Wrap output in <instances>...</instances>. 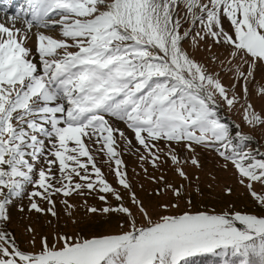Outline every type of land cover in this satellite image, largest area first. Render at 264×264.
<instances>
[{"label":"snow or ice","instance_id":"1","mask_svg":"<svg viewBox=\"0 0 264 264\" xmlns=\"http://www.w3.org/2000/svg\"><path fill=\"white\" fill-rule=\"evenodd\" d=\"M184 3L192 23L203 26L204 34L196 33L201 40L210 36L215 43L229 46L231 55L250 62V67L257 61L264 63V0ZM178 4L179 0H30L31 18L24 29L0 23V196L4 197L0 222L9 219L6 205L11 196L23 193L25 184L36 186L30 193L31 209L52 216L57 215L55 194L102 192L123 200L85 143L87 139L102 145L99 151L106 150L114 160L119 183L130 189L114 147V131L124 134L112 128L106 115L128 122L154 166L161 161L158 141L183 144L193 152L194 145H203L230 160L242 177L240 182L249 181L250 190L252 182L264 185V160L238 151L229 125L217 116V93L229 106L237 97H229L221 81L183 47L191 32L180 31ZM224 17L231 32L223 26ZM34 25L59 27L63 37L38 33L36 51L42 69L27 46ZM236 71L245 76L239 66ZM245 118L264 124L254 112ZM168 154L179 165L175 150L170 147ZM41 160L47 167H40L34 180L32 161ZM191 162L199 166L198 159ZM177 170L188 178L182 167ZM167 187L181 196L180 188ZM251 195L264 206V195L254 190ZM36 198L51 206L41 208ZM99 199L106 201L107 196ZM131 199L148 219L146 226L137 227L133 211L121 203L102 211L129 217V231L90 238L65 235L59 238L61 247L50 246L44 237L35 253L21 250L0 230V264H195L193 258L204 254L225 257L224 264H264V216L185 211L152 221L135 192ZM64 203L70 206L67 200Z\"/></svg>","mask_w":264,"mask_h":264},{"label":"rangeland","instance_id":"2","mask_svg":"<svg viewBox=\"0 0 264 264\" xmlns=\"http://www.w3.org/2000/svg\"><path fill=\"white\" fill-rule=\"evenodd\" d=\"M202 2L207 3V0H202ZM175 11L178 13L176 18L181 22V33L191 32V35L182 42L184 49L204 67L208 74L221 81L228 90L229 97H237L234 105L229 106L217 93L216 102H219L223 111L239 124L243 132L257 138L260 148L264 151V124L249 123L245 118L246 115L254 112L264 120V91H262L264 89V63L257 61L254 66L250 67V62L244 63L240 58H234L229 46L215 43L210 36L201 40L196 33L200 32L203 35V26L199 22L195 25L192 23V15L188 12L184 0H179ZM30 18V0H0V23L8 27L14 25L16 28L24 29L25 21ZM53 18L60 19L59 15H54ZM222 23L225 30L231 32V25L226 17L222 18ZM39 32L58 39L63 37L59 27L44 28L34 25L32 28L31 39L27 41V46L33 50L31 59L42 69L39 54L36 51ZM237 66L245 74L244 77L238 75ZM245 87L247 91H245ZM249 105H251V109H249ZM216 112L221 122L229 125L230 137L237 150L250 153V156L255 160H264V157L257 153L254 143L241 140L234 125L224 119L222 111L216 108ZM105 118L113 129H118L124 134L121 137L118 132L114 131L113 135L116 141L114 147L119 153L118 158L123 162L119 167L127 173L131 188L126 189L119 183V178L115 174L114 160L109 159L106 150L99 151L102 145L85 139V143L88 144L104 178L120 193L123 200L119 201L111 193L102 192L91 194L85 192L82 195L73 192L70 197H66L62 193L55 194L53 196L56 202L54 210L57 215L52 216L47 211L37 212L31 209L30 205L33 199L30 193L36 190V186L25 184L23 193L20 196L10 197V203L6 205L9 219L0 222V230L7 232L21 250L39 252L41 240L44 237L47 238L50 246L61 247L62 241L59 238L65 235L90 238L129 231V217L118 212L104 213L102 211L105 207L116 208L121 203L133 211L137 227L146 226L149 221L132 203V192H135L136 196L144 202L152 221L159 220L163 215H176L185 211H207L215 214L241 212L264 216V206L251 195L252 190L264 195V185L252 182L253 187L250 190L247 187L249 181L245 179V182L241 183L242 177L238 169L230 160L220 156L215 148L194 145L195 151L193 152L185 148L183 144L173 142L169 146L161 140L156 142L157 147L162 150L159 153L161 161L159 166H154L151 155L139 144L134 131L128 127L126 120H120L110 115H106ZM45 143L51 147L47 139ZM170 147L179 156V165L171 160L168 154ZM153 151L156 150L153 149ZM142 156L146 159H141ZM193 158L199 160V166L192 164ZM32 162L36 165L33 172L35 180L38 179V169L47 167V165L43 160ZM249 162L251 160L245 161L246 164ZM178 167L184 169L187 179L179 175ZM161 176L164 177L163 180H160ZM168 184L180 188L181 196H175L167 187ZM228 189H231V192ZM100 195H106V201L100 200ZM3 198L0 196V199ZM65 200L70 206L65 205ZM35 202L45 210L51 206L41 198H36ZM165 204L168 205L167 208L163 207ZM173 205H178V207H173ZM93 207L97 209V212L90 211Z\"/></svg>","mask_w":264,"mask_h":264},{"label":"trees","instance_id":"3","mask_svg":"<svg viewBox=\"0 0 264 264\" xmlns=\"http://www.w3.org/2000/svg\"><path fill=\"white\" fill-rule=\"evenodd\" d=\"M193 259L195 264H224L225 257L216 256L213 254H204ZM228 259L231 260L233 258L229 257Z\"/></svg>","mask_w":264,"mask_h":264},{"label":"water","instance_id":"4","mask_svg":"<svg viewBox=\"0 0 264 264\" xmlns=\"http://www.w3.org/2000/svg\"><path fill=\"white\" fill-rule=\"evenodd\" d=\"M216 108L222 111V114H223L224 119L229 120L231 122V124H233L232 123V121H234L233 118L232 117H229L228 114H226L223 111V109L221 108V105H219V104L216 103ZM241 136H243V135L242 134H239V137H241ZM247 140L250 141V142H252V143H254L255 149H256L257 153L259 154V156L264 157V151L260 148L259 141L258 140H255L254 136L249 137ZM238 226H240V225H238Z\"/></svg>","mask_w":264,"mask_h":264},{"label":"bare ground","instance_id":"5","mask_svg":"<svg viewBox=\"0 0 264 264\" xmlns=\"http://www.w3.org/2000/svg\"><path fill=\"white\" fill-rule=\"evenodd\" d=\"M12 1H15V0H12ZM19 23H20V21H19ZM216 103L220 105L219 102H216ZM232 123H233L234 127L236 128V130L238 131L239 134H242L243 136L248 137V138L252 136V135H250L248 133L243 132L242 129H241V127L239 126V124L235 120L232 121ZM254 138H255V140H257L256 137H254ZM240 139H241V137H240Z\"/></svg>","mask_w":264,"mask_h":264}]
</instances>
